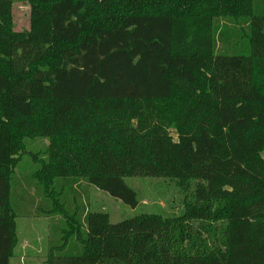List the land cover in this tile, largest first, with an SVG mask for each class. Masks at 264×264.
Instances as JSON below:
<instances>
[{"label":"trees","instance_id":"obj_1","mask_svg":"<svg viewBox=\"0 0 264 264\" xmlns=\"http://www.w3.org/2000/svg\"><path fill=\"white\" fill-rule=\"evenodd\" d=\"M28 3L16 32L13 0H0V264L17 245L12 179L36 138L48 140L33 157L46 214L67 224L45 264H264V0ZM136 177L196 183L193 201L113 224L78 220L77 198L69 213L54 190L85 180L136 209ZM218 226L209 246L200 227Z\"/></svg>","mask_w":264,"mask_h":264},{"label":"rangeland","instance_id":"obj_2","mask_svg":"<svg viewBox=\"0 0 264 264\" xmlns=\"http://www.w3.org/2000/svg\"><path fill=\"white\" fill-rule=\"evenodd\" d=\"M30 5L28 0H13L14 30L26 32L30 27ZM175 136V134H173ZM176 139V137H175ZM48 140L42 138L27 139L25 152L15 170L11 184V207L16 214L17 245L11 264H45L48 251L63 243L66 221L59 215H47L51 206L43 189L33 177L38 169L35 155L44 158ZM126 184L138 196L139 205L131 209L107 193L76 178L57 179L54 190L59 194L69 213L73 211L72 201L77 198L74 208L77 219L82 220L84 210L106 213L113 224L134 218L142 214H159L163 217L183 215L186 204L193 201L195 184L188 191H182L174 181L163 178H128ZM199 228L198 223L194 229ZM200 232L209 246L221 243L222 230L218 226L217 235L210 236L200 227ZM212 237V238H211ZM79 246L70 241L67 252L76 253Z\"/></svg>","mask_w":264,"mask_h":264}]
</instances>
